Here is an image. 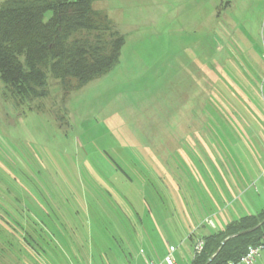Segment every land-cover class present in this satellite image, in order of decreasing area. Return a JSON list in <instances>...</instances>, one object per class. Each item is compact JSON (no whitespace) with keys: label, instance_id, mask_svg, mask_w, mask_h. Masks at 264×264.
<instances>
[{"label":"rangeland","instance_id":"1","mask_svg":"<svg viewBox=\"0 0 264 264\" xmlns=\"http://www.w3.org/2000/svg\"><path fill=\"white\" fill-rule=\"evenodd\" d=\"M92 7L124 39L110 71L16 106L0 83V264H190L213 200L264 209V0Z\"/></svg>","mask_w":264,"mask_h":264},{"label":"trees","instance_id":"2","mask_svg":"<svg viewBox=\"0 0 264 264\" xmlns=\"http://www.w3.org/2000/svg\"><path fill=\"white\" fill-rule=\"evenodd\" d=\"M97 1L105 0L2 2L0 83L15 106L45 99L50 79L67 93L85 86L118 63L123 36L105 13L93 9ZM47 12L51 16L45 20ZM263 220L264 209L230 221L222 230L202 237L203 249L190 264H206L213 255L209 264H241L239 259L248 247L264 239V223L259 226ZM9 223L22 240L30 232L25 222L22 225L14 218Z\"/></svg>","mask_w":264,"mask_h":264},{"label":"crops","instance_id":"3","mask_svg":"<svg viewBox=\"0 0 264 264\" xmlns=\"http://www.w3.org/2000/svg\"><path fill=\"white\" fill-rule=\"evenodd\" d=\"M219 205H220V203H219L218 199L212 201V207H209V210H212V211L208 215H205L202 218L201 223H199L201 228H203L205 230L203 233H201V235L197 234V237H194L193 235H196V234H192V233L189 234L188 238L190 239L192 249H193V244L196 240L201 239L204 236L210 235V234L214 233L216 230H218V231L222 230L227 223H229L230 221L236 220V219H234V217L232 215H227V217L223 216L222 215V213H223L222 209L220 210ZM181 207H182V213L185 214L187 221H194V222L200 221V219H194L193 218L194 217V216H192L193 210H192V208H190V206L188 204L183 203ZM246 215H252V214L248 213ZM246 215H244V216H246ZM237 219H239V218H237ZM215 221H216V225H215ZM203 222L206 224V226L203 225ZM201 228H198V230H200ZM170 248L173 249L172 255L174 256V254L176 253V248L173 245L168 244L167 245V251H166L164 257L169 253ZM145 260H150V259H145ZM145 260H144V262H145ZM192 260H193V258H192ZM151 261H153V260H151ZM162 261H163V259L160 262H155V261H153V262L155 264H163ZM252 264H264V258H261V257L257 258L256 260H254V263H252Z\"/></svg>","mask_w":264,"mask_h":264},{"label":"built area","instance_id":"4","mask_svg":"<svg viewBox=\"0 0 264 264\" xmlns=\"http://www.w3.org/2000/svg\"><path fill=\"white\" fill-rule=\"evenodd\" d=\"M203 249V242L198 239L193 244L194 256L199 254ZM173 249H169V253L163 258V264H176L172 255ZM264 252V239L256 246L248 247L246 253L239 259L241 264H252L255 259L259 258L261 253ZM144 264H155L151 260H145Z\"/></svg>","mask_w":264,"mask_h":264},{"label":"water","instance_id":"5","mask_svg":"<svg viewBox=\"0 0 264 264\" xmlns=\"http://www.w3.org/2000/svg\"><path fill=\"white\" fill-rule=\"evenodd\" d=\"M263 223H264V220L259 224V226L262 225ZM251 231H253V229H252V230L245 231L244 233H248V232H251ZM227 239H228V238H227ZM227 239H226V240H227ZM226 240H224V241L220 244V247H219L218 250L221 249V247L224 245V243L226 242ZM218 250H217V252H218ZM213 257H214V255L211 256V257L207 260L206 264H209V263L212 261Z\"/></svg>","mask_w":264,"mask_h":264}]
</instances>
